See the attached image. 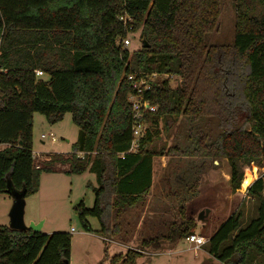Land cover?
Listing matches in <instances>:
<instances>
[{
	"label": "trees",
	"instance_id": "obj_1",
	"mask_svg": "<svg viewBox=\"0 0 264 264\" xmlns=\"http://www.w3.org/2000/svg\"><path fill=\"white\" fill-rule=\"evenodd\" d=\"M232 6V42L212 44L207 36L217 27L221 0H0V193L36 192L41 171L88 170L96 182L87 183L93 205L80 200L74 210L84 230H91L86 218L91 215L104 233L115 226L109 213L115 218L145 202L153 157L164 154L149 146L159 132L158 119L214 117L215 135L199 130L182 149L169 146L199 156L200 167L175 190L180 220L141 244L157 247L160 238L174 242L194 233L186 202L197 195L206 159L226 158L232 189L239 188L244 166L264 160V0H232ZM122 14L132 17L130 31H140L141 45L131 52L122 41L128 32ZM129 73L148 79L141 96L157 105L143 112L141 121L148 125L134 149L129 95L136 89ZM151 73L167 76L150 80ZM170 75L178 84L170 85ZM33 112L50 123L70 112L80 130L72 149L33 153ZM246 195L256 199V215L242 222L236 208L223 219L202 243L217 260L205 264H249L255 257L264 264V171ZM70 245L68 231L0 224V264H69ZM140 255L127 249L109 263L134 264Z\"/></svg>",
	"mask_w": 264,
	"mask_h": 264
},
{
	"label": "rangeland",
	"instance_id": "obj_2",
	"mask_svg": "<svg viewBox=\"0 0 264 264\" xmlns=\"http://www.w3.org/2000/svg\"><path fill=\"white\" fill-rule=\"evenodd\" d=\"M233 31L232 0H221L217 27L208 34L207 41L212 44L231 43ZM139 32L137 29L126 33L129 43L124 45L129 52L141 45ZM166 76V74H148L150 80H160ZM169 79L171 86L179 82L175 75H170ZM215 120L214 117H210L205 122L197 119L190 120L183 114H172L158 119L159 132L149 146L161 149L164 154L157 156L154 161L150 191L143 204L123 210L115 218L112 213H109L107 218L109 224L114 222L115 226L110 227L108 231L104 233L98 231L99 221L91 215L86 217L91 230H84L74 210V205L80 200L86 207L93 205L94 193L87 183L96 185V182L94 174L88 170L81 173H68L59 168L41 171L37 191L24 198V222H41V232L50 233L58 230L70 232L69 264H110L109 260L113 255L124 254L127 249L141 253L134 264L214 262L205 251L204 244L195 247V242L185 237L174 242L160 238L157 247H153L152 244L142 245L141 241L154 235L166 234L169 222L180 220L175 204L177 199L175 190L185 187L188 177H192L196 168L200 167L199 156L185 155L168 149L169 146L178 144L182 149L186 144L193 142L196 131L199 130L206 131L211 136L215 135L219 130ZM143 125L145 128L148 123L143 122ZM79 131L71 119L70 112H65L62 118L54 123L48 122L43 114L33 112L32 150L34 153L70 151L72 143L79 137ZM49 132H52L56 140H51ZM41 133L46 134V137H40ZM227 164L224 158L217 157L206 159L205 166L199 169L197 195L186 202V213L193 216L196 222L194 234L208 237L236 208L242 212V222L254 217L257 213L256 199L246 193L243 198L239 194L231 203L227 200L226 194L230 190L234 191L225 179L224 172L229 170ZM253 165L257 167L255 176L257 177L264 169V160L262 165L251 163L244 166L243 174L247 169H252ZM239 188L241 189L240 185ZM12 201L13 198L9 192L0 193V224L8 225V211ZM203 208L209 209L205 222L196 218L197 213ZM262 262L263 258L255 257L249 264H262ZM119 263L118 260L116 264Z\"/></svg>",
	"mask_w": 264,
	"mask_h": 264
},
{
	"label": "built area",
	"instance_id": "obj_3",
	"mask_svg": "<svg viewBox=\"0 0 264 264\" xmlns=\"http://www.w3.org/2000/svg\"><path fill=\"white\" fill-rule=\"evenodd\" d=\"M119 19L122 21V23L125 26H127L128 31H130L129 28L131 27L130 22L132 20V17L129 14H122L119 16ZM122 41H123V44L126 45L129 43V38L125 36L123 37ZM36 73L41 74V71L36 70ZM127 79L131 81L132 86L136 89V93H132L129 95V100L131 101V108L133 111V119H134L133 124H132L133 139H132L130 147L131 149H134L135 144H136L135 143L136 139L139 135H141L144 129L143 122L141 121V116L143 112L144 111H156L157 105L151 102L149 99L142 98L141 96L142 91L150 87V82L145 76L137 74V73H129L127 75ZM48 135L50 136L51 140H56L52 132H49ZM40 137L44 138L46 137V134L41 133ZM185 239L195 242V247H198L200 244L205 242L207 237L201 234L191 233L185 236Z\"/></svg>",
	"mask_w": 264,
	"mask_h": 264
},
{
	"label": "water",
	"instance_id": "obj_4",
	"mask_svg": "<svg viewBox=\"0 0 264 264\" xmlns=\"http://www.w3.org/2000/svg\"><path fill=\"white\" fill-rule=\"evenodd\" d=\"M9 193L11 194L13 201L8 211V217H9L8 226L14 229L30 228L33 231H40L41 222H34V221H29L28 223L24 222L23 219V208H24V198H25L24 191L10 188ZM208 212H209L208 208H203L197 213L196 218L201 222H205Z\"/></svg>",
	"mask_w": 264,
	"mask_h": 264
},
{
	"label": "crops",
	"instance_id": "obj_5",
	"mask_svg": "<svg viewBox=\"0 0 264 264\" xmlns=\"http://www.w3.org/2000/svg\"><path fill=\"white\" fill-rule=\"evenodd\" d=\"M43 140H41V142H42ZM4 144H0V147H2ZM33 151V150H32ZM57 152V151H56ZM156 157L157 156H154L153 157V160H152V169H153V164H154V161L156 160ZM225 159V161H226V158H224ZM214 162H215V160H214ZM227 162V161H226ZM227 168H228V164H227ZM251 171V169L250 170H246L245 171V173L243 174V176L245 175V174H248L249 172ZM264 171V169L263 170H261V172L259 173V174H261L262 172ZM224 175H225V179L229 182V179H230V174H229V170H227L226 172H224ZM242 176V177H243ZM256 176V175H255ZM254 176V178H256ZM253 178V179H254ZM253 179H251V181L253 180ZM251 181H249V183L246 185V187L244 188V189H240V188H236V189H234V191H229V193L228 194H226V196H227V200L231 203L232 201H233V199H235V197H238V195L240 194L241 195V197L243 198V196L245 195V191H246V188H247V186L250 184V182ZM241 182V181H240ZM240 189V190H239ZM241 198V199H242ZM232 209H230V211H231ZM233 211V210H232ZM213 259V261L214 262H216L217 260L216 259H214V258H212Z\"/></svg>",
	"mask_w": 264,
	"mask_h": 264
},
{
	"label": "bare ground",
	"instance_id": "obj_6",
	"mask_svg": "<svg viewBox=\"0 0 264 264\" xmlns=\"http://www.w3.org/2000/svg\"><path fill=\"white\" fill-rule=\"evenodd\" d=\"M256 170H257V167L253 165L251 171L242 177L241 184H240L241 189H244L246 185L249 183V181H251V179L254 178V176L256 175Z\"/></svg>",
	"mask_w": 264,
	"mask_h": 264
}]
</instances>
